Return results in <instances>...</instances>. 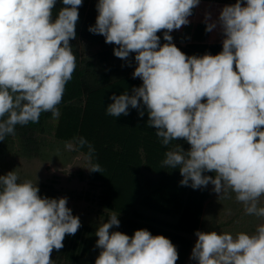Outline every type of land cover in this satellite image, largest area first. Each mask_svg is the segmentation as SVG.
Returning a JSON list of instances; mask_svg holds the SVG:
<instances>
[{
    "label": "clouds",
    "instance_id": "clouds-1",
    "mask_svg": "<svg viewBox=\"0 0 264 264\" xmlns=\"http://www.w3.org/2000/svg\"><path fill=\"white\" fill-rule=\"evenodd\" d=\"M0 0V141L17 125L38 123L42 113L60 115L67 83L76 69L70 40L76 39L83 0ZM200 0H98L95 24L88 28L116 45L114 56L137 64L132 77L142 84L131 94L110 97L106 114L137 109L163 146L184 140L164 154L162 168H179L182 186L209 184L250 216L264 218V0H236L215 21L205 15L206 32L219 27L222 51L188 56L170 33L190 23ZM163 30V40L157 33ZM130 66V64H129ZM81 144L85 143L81 138ZM92 149L90 148V151ZM91 172L102 171L91 164ZM205 173H214L205 175ZM37 183L0 176V264H54L53 250L81 227L68 198L39 194ZM113 213L95 235V264H176L169 238L139 229L120 231ZM190 259L196 264H264V223L253 234L196 231Z\"/></svg>",
    "mask_w": 264,
    "mask_h": 264
},
{
    "label": "trees",
    "instance_id": "trees-1",
    "mask_svg": "<svg viewBox=\"0 0 264 264\" xmlns=\"http://www.w3.org/2000/svg\"><path fill=\"white\" fill-rule=\"evenodd\" d=\"M97 3L83 0L78 9L76 39L70 40L76 69L57 106L60 115L42 113L38 123L17 125L15 135L0 141V176L15 171L19 182L37 183L42 197L68 198L67 206L79 217L81 227L75 235L65 236L62 249L53 250L54 264H95L100 251L95 247V233L113 213L118 215L120 225L110 231L132 236L136 230L147 229L154 236L163 235L177 248L176 264H196L190 259L197 240L195 232L209 229L224 233L212 224L206 230L205 216L215 199L218 206L226 199L220 198L211 184L201 189L182 186L179 168L161 167L166 151L177 143L185 151L190 145L181 139L163 146L156 130L147 126L146 110L143 117L131 107L127 116L106 114L113 94H131L142 81L132 77L137 66L134 53L128 61L121 60L114 56L116 45L88 31L98 15ZM62 7V0H57L54 18ZM184 28L176 36L174 31L170 35L186 55H216L222 51V42L195 40L196 35L206 33L204 21ZM157 35L161 45L166 43L163 30ZM81 138L86 142L81 144ZM90 163L99 164L101 173L89 171ZM255 229L254 223L246 230L254 233Z\"/></svg>",
    "mask_w": 264,
    "mask_h": 264
},
{
    "label": "rangeland",
    "instance_id": "rangeland-1",
    "mask_svg": "<svg viewBox=\"0 0 264 264\" xmlns=\"http://www.w3.org/2000/svg\"><path fill=\"white\" fill-rule=\"evenodd\" d=\"M225 5L231 4L200 0L199 5L195 8V14L190 16L188 19L190 23L196 24L199 21H204L206 14H210L211 20L215 21L218 19L219 13ZM185 26H182L179 30H173L175 36L181 32H184ZM223 38L224 37L219 27L214 29L212 32H206L205 34H198L195 36V40L197 42H222ZM80 45L83 44L80 43ZM225 199L226 200L222 201L219 206L217 204V199H215L212 204L209 205L207 215L205 216L206 230L208 229V226L212 224L213 226L219 227L217 228L218 232H228L233 235L238 232L253 234L247 232L248 230L246 229H248L254 223L256 227L259 224L264 223V218H258L256 216L245 214L243 205L235 200L234 193H231L230 200H227V198ZM262 203H264V196L260 198V206L263 205ZM207 232H209V229Z\"/></svg>",
    "mask_w": 264,
    "mask_h": 264
}]
</instances>
